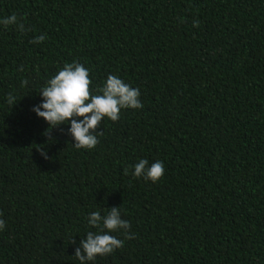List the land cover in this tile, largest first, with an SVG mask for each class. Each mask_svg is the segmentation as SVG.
Here are the masks:
<instances>
[{
    "label": "trees",
    "instance_id": "1",
    "mask_svg": "<svg viewBox=\"0 0 264 264\" xmlns=\"http://www.w3.org/2000/svg\"><path fill=\"white\" fill-rule=\"evenodd\" d=\"M13 13L22 31L0 25V264H79L87 215L114 206L127 235L89 264H264V0H0V18ZM73 61L93 94L109 74L140 92L90 150L31 111ZM141 158L163 162L157 182L132 176Z\"/></svg>",
    "mask_w": 264,
    "mask_h": 264
},
{
    "label": "clouds",
    "instance_id": "2",
    "mask_svg": "<svg viewBox=\"0 0 264 264\" xmlns=\"http://www.w3.org/2000/svg\"><path fill=\"white\" fill-rule=\"evenodd\" d=\"M0 25H16L19 30L24 29L15 13L0 18ZM44 39V35H39L33 42L39 43ZM91 84L89 69L76 61L64 64L46 80L39 90L40 102L31 106V111L46 122V133L53 127L67 124V133L74 146L90 150L98 143L96 128L105 117L116 121L122 109L142 107L139 89L131 87L117 75H107L97 88V94L90 91ZM8 101L12 105L16 102L11 95ZM38 150L42 156L46 155L42 147ZM131 174L155 183L164 174V164L160 160L150 163L146 158H141L132 166ZM86 222L96 231H88L75 248L74 256L79 264H89L97 256H105L120 248L123 241L111 233L119 230L127 235L126 230L130 228L118 206L110 207L103 215L99 211H92L87 215ZM4 224L5 221L0 219V230H3Z\"/></svg>",
    "mask_w": 264,
    "mask_h": 264
}]
</instances>
